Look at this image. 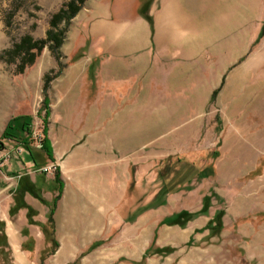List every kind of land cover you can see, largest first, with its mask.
<instances>
[{
	"label": "rangeland",
	"instance_id": "rangeland-1",
	"mask_svg": "<svg viewBox=\"0 0 264 264\" xmlns=\"http://www.w3.org/2000/svg\"><path fill=\"white\" fill-rule=\"evenodd\" d=\"M263 1L249 16V5L243 6L246 27L239 32L244 35H236L238 31L232 29L228 37L214 43L217 48L222 40V45L227 42L228 51L214 52L207 58L212 68L204 70L198 63L192 79L198 93L197 131L185 139L191 140L194 149H181L184 152L171 154L161 165L165 173L161 178L166 179L159 192L160 196L167 194L165 206L137 211L158 195L163 182L155 181L157 167L150 163L148 180L141 183L149 190L144 191L150 193L148 196L129 197L116 212L107 214L105 226L99 230L83 228L81 221H59V229L65 225V237L59 239L55 254L51 255V246H46L34 261L14 260L7 232L13 230L16 199L33 212L27 202L44 208L46 205L29 196L26 185L32 183L35 175L54 174L55 169L43 173L35 170L28 151L5 141L6 149L0 152V264H264V37L256 43L258 36H254L258 17L264 15ZM68 2L0 0V139L12 118L29 117L34 134L31 148L42 167L47 166L46 159L37 154L44 127L51 128L57 139L61 135V102L55 98L53 88L66 63L74 59L75 53L70 50L76 23L71 21L59 49L45 46L32 65L27 56L12 59L9 52L24 38L30 37L33 42L45 40L52 16ZM241 11L242 5L235 15ZM263 23L264 20L261 26ZM216 90L219 92L212 102ZM171 136L166 140H172ZM163 155L165 158L166 151ZM148 156L150 161L157 159ZM135 161L136 158L133 165L127 166V172L132 173L137 184L134 178L140 165H135ZM47 192V188L39 191L45 201H53L59 195ZM204 207V215L190 221L188 216L183 217L184 226L168 221L181 211L198 213ZM219 210L225 211L223 230L211 236L207 226ZM141 211L146 213L140 216ZM7 226L11 228L8 231ZM35 232L40 234L42 230ZM163 249L171 253H158Z\"/></svg>",
	"mask_w": 264,
	"mask_h": 264
},
{
	"label": "crops",
	"instance_id": "crops-1",
	"mask_svg": "<svg viewBox=\"0 0 264 264\" xmlns=\"http://www.w3.org/2000/svg\"><path fill=\"white\" fill-rule=\"evenodd\" d=\"M246 4L249 16L262 0L86 1L74 18L70 50L74 59L66 63L53 88L63 118L59 139L47 128L54 161L40 155L46 167L59 169L63 187L54 181L53 173L35 175L29 183L38 193L47 188V193L59 194L62 188L54 214L58 242L65 237V225L59 229V221H81L83 228L99 230L107 214L116 212L129 197L148 196L141 183L148 180L150 163L157 167L155 181L163 180L158 194L166 179L161 178L165 174L161 165L182 150L194 149L191 140H185L197 131L198 93L192 79L198 63L204 70L212 68L207 58L228 51L223 40L214 48L218 39L228 37L232 29L244 35L239 31L246 27ZM240 5L241 14L235 15ZM143 9H148L153 25L142 15ZM263 20L260 14L254 36L259 35ZM170 135L172 140H166ZM150 154L157 159L150 161ZM134 158V164L140 165L134 178L137 184L127 172ZM51 202L46 200L42 209L27 202L35 210L34 223L27 208L14 214L13 230L7 232L14 260L34 261L50 246L42 225L48 222ZM35 229L42 232L37 234Z\"/></svg>",
	"mask_w": 264,
	"mask_h": 264
},
{
	"label": "trees",
	"instance_id": "trees-1",
	"mask_svg": "<svg viewBox=\"0 0 264 264\" xmlns=\"http://www.w3.org/2000/svg\"><path fill=\"white\" fill-rule=\"evenodd\" d=\"M87 0H69V2L64 5L56 14H54L50 20V30L47 33V38L45 40L35 41L33 42L30 37L24 38L21 43L17 44L13 51L9 52V55L12 59H15L19 56H27L28 58V64L32 65L35 61V58L37 55L41 53L43 48L45 46H50L52 50H55L56 48L59 49L63 41L66 37V33L68 32V28L71 24V21L78 15V13L82 10ZM148 9H143L142 15L146 17V19L150 22L151 25H153V19L148 16L147 14ZM264 37V23L262 25V29L258 35V38L256 40V43H258L262 38ZM50 44V45H48ZM219 90H216L213 92L211 101L215 102ZM30 120L29 117L26 116H18L15 118H12L9 123L7 124L2 137L0 139V152L4 151L6 149L5 141H11L15 142L20 146V148H23L24 150L28 151L29 157L31 162L33 163V167L36 168L35 170L39 171L41 170L42 166L38 163V158L35 156V153H33V150L31 148L34 134L31 130V124L28 122ZM43 135L40 138V145L38 147L39 155L37 156L40 158V155L47 156L51 161H54V158L52 156L51 152V146L50 141L47 138V128L44 127L43 129ZM195 165V164H194ZM43 173V172H42ZM54 181L59 184V186H62V181L60 180V171L57 168L54 173ZM161 175V174H160ZM199 178L202 179L201 174H199ZM204 179V178H203ZM190 182L191 180H187ZM27 192L38 199L42 204H46V201L39 195L34 185L28 184L26 185ZM164 191L166 193L169 192V189L167 186H164ZM62 188L59 189V195L51 202L49 214H48V222L46 225H42L43 232L46 236V241L50 244L52 248L51 255L55 254V252L59 248V242L56 239V227L54 222V214H55V208L56 204L59 201L61 197ZM160 196V192L158 195L154 197V199L146 204L143 205L142 208L147 209H156L160 207L161 205H166V199L165 196ZM144 198V197H142ZM21 208H27L29 209V220L30 222L34 223L32 220V217L34 215L33 211L25 204L21 203L19 199H16V203L14 206V209L12 212H17ZM140 209V208H139ZM146 210V209H145ZM207 213V208H203L198 213H191L188 211H181L177 215L172 217V220L168 219V221H171V223L180 224L182 226L185 225L186 222L181 221L183 217L188 216V219L197 217L198 215H204ZM225 216V211L219 210L216 212L215 216L212 218V220L208 223L207 230L210 231V235H217L219 232L223 230V217ZM167 223V222H165ZM154 245L148 250V253L153 249ZM158 253L163 252L164 254L171 253V250H157ZM45 260V259H43Z\"/></svg>",
	"mask_w": 264,
	"mask_h": 264
},
{
	"label": "built area",
	"instance_id": "built-area-1",
	"mask_svg": "<svg viewBox=\"0 0 264 264\" xmlns=\"http://www.w3.org/2000/svg\"><path fill=\"white\" fill-rule=\"evenodd\" d=\"M39 145H40V140H39ZM52 168H54V167H52V166L44 167V168L41 169V171L42 172H48V170H51Z\"/></svg>",
	"mask_w": 264,
	"mask_h": 264
}]
</instances>
